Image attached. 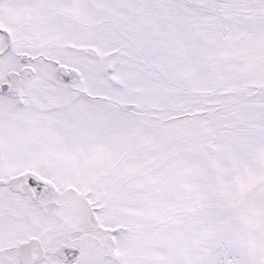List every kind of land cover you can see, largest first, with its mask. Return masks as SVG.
<instances>
[{
    "label": "rangeland",
    "instance_id": "374dc122",
    "mask_svg": "<svg viewBox=\"0 0 264 264\" xmlns=\"http://www.w3.org/2000/svg\"><path fill=\"white\" fill-rule=\"evenodd\" d=\"M0 31L2 168L80 189L104 228L3 172L0 264L29 238L44 264L62 243L77 264H264V0H0Z\"/></svg>",
    "mask_w": 264,
    "mask_h": 264
},
{
    "label": "flooded vegetation",
    "instance_id": "af4514ba",
    "mask_svg": "<svg viewBox=\"0 0 264 264\" xmlns=\"http://www.w3.org/2000/svg\"><path fill=\"white\" fill-rule=\"evenodd\" d=\"M63 1V0H62ZM56 69L58 72H60V70L62 69L60 66H56ZM16 73V72H15ZM19 75L23 73L22 76H19L18 81L15 83H10V87L12 88V90L15 93H19V90L21 89L22 86V79L25 77V75H29L31 76L34 73L33 67L32 69L29 68V66H23L18 72ZM68 84V83H66ZM59 84H56V86L58 87ZM69 85L72 87L76 86L75 82H70ZM69 85H67L69 87ZM66 86V88H67ZM62 89V88H61ZM4 154V153H1ZM0 154V162H3V158ZM6 155V154H5ZM5 162V161H4ZM0 163V176L4 174H8V172H11V176H8V180L7 183L4 184L2 181H0V186H2V184H4V186H7L8 191L17 197L20 198H24V199H29V200H36V195H39L40 192L42 194V196H48L51 198V202H54V198L55 196L59 197L60 195L62 197H66L69 201H78L80 203V205L82 206V200L84 201V204L87 205V201L86 199H82V194L80 193L81 190L75 188L74 186H68L66 188L60 189L59 187H55V182H53V180L47 178V177H41L39 176L37 173H35L36 171L31 170V169H24L23 171H21L20 173L16 172H12L9 170L8 168H2L3 166L7 165V163ZM8 170V171H7ZM5 176V177H6ZM64 194V196H63ZM54 205V203H53ZM80 208V206L78 207ZM74 210L77 211V209L75 208ZM88 215H89V221L91 223V230H93L94 228H96V231L98 233H102L103 229L101 226L98 225V218L96 217V212L94 207H89V211H88ZM63 226L68 230V231H78L81 232L82 229L81 227V221L80 219H78L75 216L72 217H68L67 220L63 221ZM37 241L40 245V248L42 249V253L44 254V258H42L39 261H36L37 259H30L29 263H25L24 261H21V259L18 257L17 254V264H44L47 261V253L44 250L42 243L36 239V238H29L27 241H23L19 246L18 249L24 245V244H28L31 241ZM76 243L73 244H68V243H62L60 244V246L58 247L57 250V257L54 260L55 263L54 264H77L76 262L73 261V256L76 254V252H78V246L74 245ZM38 248V247H37ZM17 249V251H18Z\"/></svg>",
    "mask_w": 264,
    "mask_h": 264
},
{
    "label": "water",
    "instance_id": "95a60500",
    "mask_svg": "<svg viewBox=\"0 0 264 264\" xmlns=\"http://www.w3.org/2000/svg\"><path fill=\"white\" fill-rule=\"evenodd\" d=\"M14 77L15 75L11 74L9 78L11 81H14ZM19 257L21 261H24L25 263H29L30 259H37L36 261L41 260L43 254L39 243L33 240L29 244L21 246L19 249Z\"/></svg>",
    "mask_w": 264,
    "mask_h": 264
}]
</instances>
